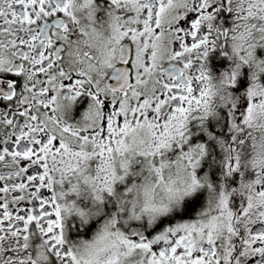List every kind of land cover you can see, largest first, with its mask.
I'll use <instances>...</instances> for the list:
<instances>
[{
	"label": "snow or ice",
	"instance_id": "snow-or-ice-1",
	"mask_svg": "<svg viewBox=\"0 0 264 264\" xmlns=\"http://www.w3.org/2000/svg\"><path fill=\"white\" fill-rule=\"evenodd\" d=\"M0 264H264V0H0Z\"/></svg>",
	"mask_w": 264,
	"mask_h": 264
}]
</instances>
